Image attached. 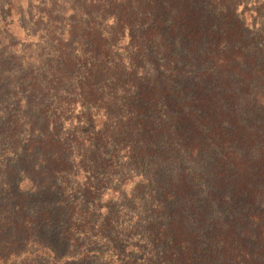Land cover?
<instances>
[{"label":"trees","instance_id":"16d2710c","mask_svg":"<svg viewBox=\"0 0 264 264\" xmlns=\"http://www.w3.org/2000/svg\"><path fill=\"white\" fill-rule=\"evenodd\" d=\"M26 1L42 27L28 33L34 51L15 56L20 70L2 47L19 25L0 24V104L10 107L0 138L19 148L27 135L41 175L67 171L75 146L96 175L118 151L154 168L131 197L141 201L147 188L154 215L137 218L139 264H264V37L236 13V0L230 10L221 0L217 8L205 0ZM5 3L6 18L20 8V0H0V9ZM79 118L86 135L71 126ZM179 151L199 165L187 171ZM41 194H50L47 185L34 189ZM39 203L22 212L62 221L60 201ZM108 226L111 254L124 258L131 246L115 222Z\"/></svg>","mask_w":264,"mask_h":264},{"label":"rangeland","instance_id":"374dc122","mask_svg":"<svg viewBox=\"0 0 264 264\" xmlns=\"http://www.w3.org/2000/svg\"><path fill=\"white\" fill-rule=\"evenodd\" d=\"M217 1L219 0H205V8L210 4L217 8L220 5L218 3L222 1L223 8L220 9H231L228 0ZM26 2L20 0L21 9L13 8L11 17L8 18H6L7 4L1 5L0 9V24L7 23L13 18V22L19 25V28L11 27L7 31L10 36L5 38L2 44L6 55L11 56L9 61L14 70L21 69V62L15 56L20 52H32L35 49L33 44L36 35L28 33L38 32L42 27L35 24L38 11L34 8L30 9ZM235 8L236 13L242 16L251 32H260L264 37V0H236ZM9 110L8 102L0 104V123L8 115ZM66 116H69V113ZM161 118L158 116L154 120V125L160 123ZM80 119L72 121L71 126L76 127L77 124L79 127L77 130L86 135L88 132L81 129L86 125L83 126ZM68 121L65 122L64 129L68 127ZM85 121L87 125H94L92 117ZM69 132L76 137L78 135L77 131ZM17 133L19 135L18 131ZM87 137L89 136H83L75 143ZM23 138L19 148H13L11 144L0 138V251L4 252L0 261L6 264H139L142 262L145 250L137 252L132 246L141 239V231L139 227L137 228L140 222H137V218L146 220L153 218L154 215L150 212L147 188H143L141 201H135L131 197L132 192L138 189L139 180H151L155 169L150 168L149 165L144 168L136 167L126 160L123 152L118 151V160L115 163L110 161L105 175H96L94 167L87 168L80 165V156L75 146L68 156L70 162L67 171L59 174L47 172L41 175L39 169L42 158H37L26 149L28 136L24 135ZM72 142L73 138H71ZM104 154L103 158H107V152ZM179 154L182 155L181 164L187 171H193L200 163L187 151H179ZM17 161L22 163V169L19 168L21 165L16 168ZM41 184L48 186L50 194L48 196L41 194L38 199L34 195V189ZM58 189L62 192L58 193ZM71 195L74 196L72 200ZM67 198L71 200L68 204ZM27 200L31 202L26 203ZM39 200L46 202L48 206L52 201H60L62 211L58 216L62 221L48 223L36 218V215L30 216L27 215L28 212L27 214L22 212V207L27 205L30 207L32 203L41 205ZM141 203L142 205L139 206ZM92 211L94 213L91 215ZM109 212L112 215H107ZM143 212L145 215H142ZM108 222H115L116 234H124V244L127 245L126 247L131 246L128 253L124 251V258L122 255L111 254L110 242L113 241L115 233L113 228L108 226Z\"/></svg>","mask_w":264,"mask_h":264}]
</instances>
